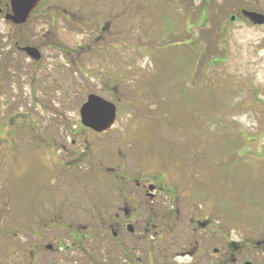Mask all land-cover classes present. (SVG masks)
Here are the masks:
<instances>
[{
	"label": "rangeland",
	"instance_id": "rangeland-1",
	"mask_svg": "<svg viewBox=\"0 0 264 264\" xmlns=\"http://www.w3.org/2000/svg\"><path fill=\"white\" fill-rule=\"evenodd\" d=\"M7 8L1 0L0 61L9 57L21 63L15 48L24 36L3 18ZM196 8L159 0H45L31 18L32 32L27 27L25 39L57 40L63 47V67L61 59L47 60L43 67L63 85V127L75 131L89 94L110 102L102 83L114 82L115 99L122 107L98 147L115 143V148H128L127 158L149 163L163 159L188 165L203 158V165L207 158L212 164H226L221 172L228 195L231 184H244L237 191L242 197L239 211L228 210V220L236 213L252 218V206L264 196V27L236 24L226 34H207L197 29L201 21L188 17L191 10V19L198 18ZM43 51L46 57L55 56L51 49ZM63 158L69 161V156ZM2 163L9 170H0V206L9 207H0V264L13 263L17 233L22 248L30 241V231L21 229L27 227L23 222L30 221V211L45 203L48 212L70 204L65 195L80 205L93 204L96 195L101 199L102 181L91 165L78 171L80 181L64 175L63 183L50 185L63 189V197L51 190L60 198L16 180L10 163L0 158V168L5 167Z\"/></svg>",
	"mask_w": 264,
	"mask_h": 264
},
{
	"label": "flooded vegetation",
	"instance_id": "flooded-vegetation-1",
	"mask_svg": "<svg viewBox=\"0 0 264 264\" xmlns=\"http://www.w3.org/2000/svg\"><path fill=\"white\" fill-rule=\"evenodd\" d=\"M2 1L8 7L3 18L24 38L15 48L21 63L9 57L0 61V158L10 163L16 180L36 184L41 193L59 192L63 197V189L50 185L63 183L64 175L78 181V171L87 165L102 181H98L101 199L96 195L93 204H75L73 196L65 195L70 204L53 207L57 214L45 211L47 203L30 211V221L23 222L27 227L21 228L30 231V241L22 248L16 234L12 264H264V196H258L252 206L256 216L244 218L236 213L229 221L228 210L239 211L242 197L237 191L244 184H231L228 195L221 172L226 164H212L205 158L201 165L203 158L194 156L188 165L163 159L149 163L127 158L128 148H115V143L98 147L99 138L106 137L114 123L104 131L82 124L80 110L95 94L81 104L75 131L63 127V85L43 71L47 60L61 59L63 67V47L57 40L30 43L25 39L26 28L32 32L31 18L45 0H38L21 24L7 20L13 0ZM159 1L196 6L198 18L191 19V10L188 17L201 21L197 29L204 28L207 34H226L236 24L264 27L245 15L256 14L264 20V0ZM45 47L55 51L53 58L51 53L45 56ZM26 49L35 50L37 58ZM102 85L107 86L103 90L111 101L98 97L114 106L116 119L122 107L115 99L117 90L112 89L116 84ZM67 156L69 161L63 158ZM2 165L0 170H9L8 164Z\"/></svg>",
	"mask_w": 264,
	"mask_h": 264
},
{
	"label": "water",
	"instance_id": "water-1",
	"mask_svg": "<svg viewBox=\"0 0 264 264\" xmlns=\"http://www.w3.org/2000/svg\"><path fill=\"white\" fill-rule=\"evenodd\" d=\"M38 0H18L12 1V15L7 16V20H11L15 24L25 22L28 14L33 10ZM254 24H263L264 20L261 16L251 13H245ZM27 53L37 58V52L33 49H26ZM264 95V92H263ZM80 117L84 126H90L97 131H104L112 126L115 119V108L112 104L103 101L98 96L90 95L86 103L80 110Z\"/></svg>",
	"mask_w": 264,
	"mask_h": 264
}]
</instances>
